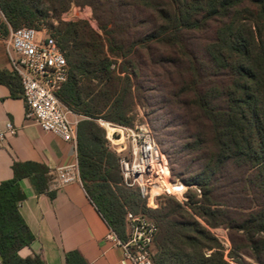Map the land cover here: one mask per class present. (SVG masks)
Instances as JSON below:
<instances>
[{
  "label": "trees",
  "instance_id": "obj_1",
  "mask_svg": "<svg viewBox=\"0 0 264 264\" xmlns=\"http://www.w3.org/2000/svg\"><path fill=\"white\" fill-rule=\"evenodd\" d=\"M74 4L92 7L100 32L59 21ZM0 12L2 38L46 30L62 50L69 77L56 95L82 117L81 182L122 241L127 215L142 214L159 228L154 264H264V0H0ZM49 12L58 26L45 25ZM0 85L22 92L15 72L0 70ZM137 106L164 114L170 170L200 191L187 203L166 198L150 209L124 186L99 121L133 127ZM26 178L39 194L50 187V170L37 163L14 165L0 183L2 264H45L20 255L34 241L19 210ZM211 229L227 231L228 254ZM66 261L86 264L78 251Z\"/></svg>",
  "mask_w": 264,
  "mask_h": 264
},
{
  "label": "built area",
  "instance_id": "obj_2",
  "mask_svg": "<svg viewBox=\"0 0 264 264\" xmlns=\"http://www.w3.org/2000/svg\"><path fill=\"white\" fill-rule=\"evenodd\" d=\"M3 39L13 72L21 79L26 118L43 131L54 133L66 142L76 143L77 129L56 95L67 82L69 69L55 38L46 30L22 27L10 29L8 37ZM105 126L110 149L119 156L124 186L137 189L150 209L159 207L164 196L175 197L182 204L188 201L189 187L171 180L169 160L147 122L134 127L113 123H105ZM6 133H16L11 124L6 130L0 129V142L5 140ZM57 182L59 186L81 183L79 168L61 171ZM126 220L127 240L122 241L112 229L107 239L121 247L125 258L132 264H154L152 249L159 233L156 222L146 215L132 213L127 215Z\"/></svg>",
  "mask_w": 264,
  "mask_h": 264
},
{
  "label": "crops",
  "instance_id": "obj_3",
  "mask_svg": "<svg viewBox=\"0 0 264 264\" xmlns=\"http://www.w3.org/2000/svg\"><path fill=\"white\" fill-rule=\"evenodd\" d=\"M1 18L4 20V16ZM0 70L13 73L3 38H0ZM26 113L22 92L14 97L10 88L0 85V129L6 130L11 124L16 131L14 135L6 133L5 140L0 142V183L11 180L14 165L23 163L46 166L51 177L49 190L41 194L31 178L20 181L25 196L20 203V214L34 235L30 247L20 255L24 258L38 255L45 264H67L66 255L78 251L86 264H132L125 258L124 250L107 239L111 228L88 197L82 182L58 185L61 171L78 167L77 141L66 142L54 133L43 131L26 118ZM68 113L77 129L82 117L69 110Z\"/></svg>",
  "mask_w": 264,
  "mask_h": 264
},
{
  "label": "rangeland",
  "instance_id": "obj_4",
  "mask_svg": "<svg viewBox=\"0 0 264 264\" xmlns=\"http://www.w3.org/2000/svg\"><path fill=\"white\" fill-rule=\"evenodd\" d=\"M48 5L49 4H45L44 9L46 7H48ZM48 16H49V18H47L45 25L49 27L50 23H53L54 26H58V20L53 18L52 13L49 12ZM1 17H3V16H0V24L3 23V21H4L3 18H1ZM80 20L88 22L94 30L100 32V29L98 27V23L94 18L93 9L89 5L74 4L71 6V8L67 12L63 13L59 18V21H62V22H73V21H80ZM120 64H121V62H119L118 65H120ZM133 114L135 116L134 126L139 125V124L144 123V122L149 123L150 126L152 127L151 129H153L154 136L156 137V139L159 143V147H161V149L163 151L167 150L169 148L170 138L168 137V133H167V130L165 128L167 120H166L164 114H161L158 112L154 114V113H152V111L146 110L145 108H143L141 106H137L134 109ZM105 123H110V122L105 121V120L99 121V124L105 129L106 138H107L108 132H107ZM109 146H110V144H109ZM169 163H170V161H169ZM171 180L173 182H182L179 177L173 175L172 171H171ZM187 186L189 187L187 190V199L189 201L188 194L190 193V191H195L199 194V190L195 186H190V185H187ZM166 198H172V199L178 201L175 197L164 196L163 198H161L160 205L166 202ZM211 232H212V234H214L215 236H217L221 240L223 246L227 249L226 253L228 254L230 251V248H231V244H230V241L228 239L227 231L224 229H211ZM152 251L154 254L155 248H153ZM227 260L232 263V261L229 258H227Z\"/></svg>",
  "mask_w": 264,
  "mask_h": 264
}]
</instances>
